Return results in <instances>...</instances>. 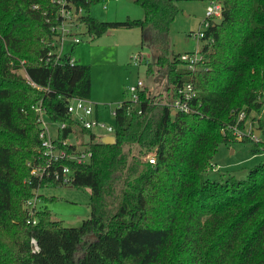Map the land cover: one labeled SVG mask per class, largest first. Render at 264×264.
I'll return each mask as SVG.
<instances>
[{
    "label": "trees",
    "instance_id": "1",
    "mask_svg": "<svg viewBox=\"0 0 264 264\" xmlns=\"http://www.w3.org/2000/svg\"><path fill=\"white\" fill-rule=\"evenodd\" d=\"M99 1L71 0L84 11L79 24L91 38L139 28L142 44L158 51L146 72L159 70L165 90L143 86L137 102L123 100L113 111L114 143H102L74 126L66 110L74 97L89 100V66L70 64L69 54L47 59L60 5L0 0V264H264V162L244 178L206 177L219 145L238 139L234 125L258 129L259 141H241L251 143L252 154L264 152V0H201L219 4L221 16L203 29L204 62L195 70L167 52L177 0H133L143 16L124 21L90 16ZM184 82L193 85L195 112L172 113L166 103ZM39 101L48 120L66 123L62 137L73 130L90 139L88 161L68 163L69 185L90 190L89 214L77 227L54 220L46 206L25 207L51 200L40 190L61 185L29 173L39 145L31 106Z\"/></svg>",
    "mask_w": 264,
    "mask_h": 264
},
{
    "label": "rangeland",
    "instance_id": "2",
    "mask_svg": "<svg viewBox=\"0 0 264 264\" xmlns=\"http://www.w3.org/2000/svg\"><path fill=\"white\" fill-rule=\"evenodd\" d=\"M176 5L178 12L169 23L166 32V48L170 57L199 51L204 41L195 34L205 28L203 18L209 3L201 0H177ZM88 13L99 21H124L143 16L141 7L133 0L99 1L89 6ZM74 19L78 23L79 18L75 16ZM66 23L71 28L72 36L79 39V43L72 44L73 37L66 36L61 54L62 56L69 54L79 63L89 66L91 79L89 101L97 110L98 120L113 124L114 109L130 97L126 87L138 80L154 94L165 90L166 83L159 75L161 73L159 70L151 75L146 72L147 64L154 61L158 51L153 50L152 44H142L139 28L110 29L99 37L91 38L81 24L80 27H75L73 24L75 21L71 22V26L69 21ZM176 64L184 67L178 60ZM153 69L155 71L157 68L153 66ZM17 72L25 76L22 68ZM93 132L97 139L111 134L99 128ZM244 138L253 141L248 136ZM82 139L84 142L88 141L89 136L85 135ZM69 140L74 142V137H70ZM241 140L236 139L219 145L212 160L214 167L207 172V178L217 181H223L228 177L244 178L250 169L264 162V152L252 154L251 143ZM40 193L46 199L52 198L43 202L37 200L36 205L46 206L52 218L62 221L67 227L79 226L89 214L90 190L86 187L58 185L42 188Z\"/></svg>",
    "mask_w": 264,
    "mask_h": 264
},
{
    "label": "built area",
    "instance_id": "3",
    "mask_svg": "<svg viewBox=\"0 0 264 264\" xmlns=\"http://www.w3.org/2000/svg\"><path fill=\"white\" fill-rule=\"evenodd\" d=\"M60 5V18L61 21L51 26V31L55 33V37L58 39L52 42L55 49L49 51L47 54V59H52L54 61H60L62 59L61 50L63 48L62 43L66 36H72L71 28L67 25L66 21L73 23L75 27H80L79 22L77 23L74 19L75 16H80L82 14V8L79 7L75 11L73 3L71 0H51ZM70 4V8L67 5ZM73 12V13H71ZM72 14V16H71ZM221 7L219 4L210 2L205 10V17L203 22L205 27L208 26V19L220 18ZM197 38L204 36L203 30L198 31L196 34ZM72 44L79 43L77 37L72 36ZM54 56V57H53ZM70 64H73L76 60L68 55ZM178 62L184 65L185 68L190 70L197 69L204 62V55L200 52L192 53H182L178 56ZM33 84V83H32ZM34 85V84H33ZM37 89L39 86L35 85ZM143 88V84L138 80L135 84H130L126 87V91L129 94V99L132 102H137L139 97V90ZM168 103V107L172 110V113H191L195 112L194 107L191 105V101L195 95L194 88L191 82H184L178 86L173 92ZM264 97V93H263ZM31 108L37 114L38 122V140L39 145L37 148V157L31 163H27L29 168V173L32 177L37 180L51 179L57 181L61 185H69L72 180V172L68 163L83 164L91 156L90 150H88V141L79 139L75 132L72 130L67 137H62V131L66 127L65 122H51L48 120L42 106L41 102H37L32 105ZM67 113L74 121V126L77 128H82L84 130L93 131L96 128L103 129L112 135L113 127L112 124H106L94 116V105L91 101L85 98L74 97L69 100L67 107ZM114 114V112H113ZM244 118V112L241 111L237 115V120L242 121ZM233 133L237 138L250 137L253 141H259V136L254 133V127L251 123H248L244 130L240 129L237 125L232 126ZM113 136V135H112ZM70 137H74V142L69 140ZM76 140V141H75ZM78 145V146H77ZM145 159L150 163H155V156L152 153L146 155ZM37 200L27 201L26 208L28 206L29 210L32 212L36 205ZM33 223L35 219L31 220ZM30 247L32 251L38 250L37 242L32 237L30 239Z\"/></svg>",
    "mask_w": 264,
    "mask_h": 264
},
{
    "label": "water",
    "instance_id": "4",
    "mask_svg": "<svg viewBox=\"0 0 264 264\" xmlns=\"http://www.w3.org/2000/svg\"><path fill=\"white\" fill-rule=\"evenodd\" d=\"M55 40L58 39V37H54ZM254 133L256 136H259V130L258 129H254ZM238 139H241V138H238ZM100 141L104 144H112L114 143V137L112 135H105V136H102Z\"/></svg>",
    "mask_w": 264,
    "mask_h": 264
},
{
    "label": "crops",
    "instance_id": "5",
    "mask_svg": "<svg viewBox=\"0 0 264 264\" xmlns=\"http://www.w3.org/2000/svg\"><path fill=\"white\" fill-rule=\"evenodd\" d=\"M76 61H78V60H76ZM96 112H97V110L95 109V107H94V116H96L97 117V114H96Z\"/></svg>",
    "mask_w": 264,
    "mask_h": 264
}]
</instances>
